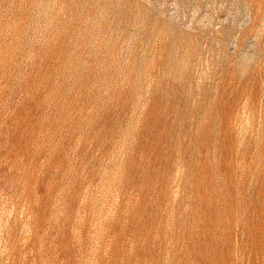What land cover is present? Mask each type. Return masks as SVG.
Here are the masks:
<instances>
[{"label":"rangeland","instance_id":"374dc122","mask_svg":"<svg viewBox=\"0 0 264 264\" xmlns=\"http://www.w3.org/2000/svg\"><path fill=\"white\" fill-rule=\"evenodd\" d=\"M0 264H264V0H0Z\"/></svg>","mask_w":264,"mask_h":264}]
</instances>
